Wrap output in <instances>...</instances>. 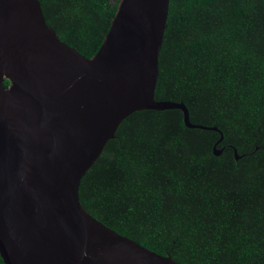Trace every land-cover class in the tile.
Returning a JSON list of instances; mask_svg holds the SVG:
<instances>
[{"label": "trees", "instance_id": "16d2710c", "mask_svg": "<svg viewBox=\"0 0 264 264\" xmlns=\"http://www.w3.org/2000/svg\"><path fill=\"white\" fill-rule=\"evenodd\" d=\"M40 2L92 57L120 0ZM159 62L156 99L217 126L223 153L220 133L186 127L179 109L136 111L83 177V206L180 264H264V0H170Z\"/></svg>", "mask_w": 264, "mask_h": 264}, {"label": "water", "instance_id": "95a60500", "mask_svg": "<svg viewBox=\"0 0 264 264\" xmlns=\"http://www.w3.org/2000/svg\"><path fill=\"white\" fill-rule=\"evenodd\" d=\"M170 0H120L99 50L87 57L47 24L40 0H0V256L4 264H180L94 217L83 177L136 111L157 100ZM5 80L10 85H5ZM237 160L239 155L234 147Z\"/></svg>", "mask_w": 264, "mask_h": 264}]
</instances>
